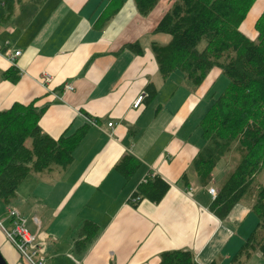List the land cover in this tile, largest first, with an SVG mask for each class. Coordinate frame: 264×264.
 Instances as JSON below:
<instances>
[{"label": "crops", "instance_id": "crops-1", "mask_svg": "<svg viewBox=\"0 0 264 264\" xmlns=\"http://www.w3.org/2000/svg\"><path fill=\"white\" fill-rule=\"evenodd\" d=\"M176 1L160 0L144 17L134 0H18L8 17L0 0V112L32 104L43 110L39 126L50 138L84 132L67 169L28 176L1 212L8 231L9 210L18 213L49 264H160L163 253L176 250L192 252L198 264H228L253 232V201L217 218L193 169L205 146L200 123L228 85L215 92L223 72L212 69L194 89L180 72L164 78L153 56V43L171 42L155 30ZM263 12L264 0H257L241 26L252 40ZM132 43L143 53L126 48ZM12 68L21 73L16 82L4 75ZM45 73L51 83H43ZM126 155L140 162L130 179L116 169ZM155 176L170 185L164 198L134 207L135 191ZM85 221L100 231L79 250ZM4 238L6 262L23 264Z\"/></svg>", "mask_w": 264, "mask_h": 264}, {"label": "trees", "instance_id": "trees-1", "mask_svg": "<svg viewBox=\"0 0 264 264\" xmlns=\"http://www.w3.org/2000/svg\"><path fill=\"white\" fill-rule=\"evenodd\" d=\"M18 0H3L7 16L13 14ZM160 0H134L141 16L149 15ZM257 0H177L159 22L155 32L170 36L167 45L152 44L159 71L164 78L175 72L184 75L196 89L212 69L218 68L228 79L225 90L215 100L200 123L205 146L193 162L198 181L204 188L220 162L233 151L240 163L220 184V191L210 211L226 219L242 201H253L257 228L245 241L233 264H243L259 254L264 264V186L253 195V176L264 164V12L257 19V37L252 40L242 31ZM132 53H143L141 46L128 45ZM16 82L15 68L4 74ZM150 95L155 91L149 90ZM43 110L34 105L15 104L0 112V201L9 206L17 197L22 182L31 175H41L55 168L67 169L84 132L54 140L39 126ZM140 167L131 155L124 156L116 169L130 179ZM187 177L185 176V179ZM170 185L160 177L148 178L135 191L131 203L142 200L159 203ZM84 240L76 243L84 249L99 234V226L85 221ZM23 264H26L21 258ZM160 264H198L192 252L176 250L161 255Z\"/></svg>", "mask_w": 264, "mask_h": 264}, {"label": "built area", "instance_id": "built-area-1", "mask_svg": "<svg viewBox=\"0 0 264 264\" xmlns=\"http://www.w3.org/2000/svg\"><path fill=\"white\" fill-rule=\"evenodd\" d=\"M20 52H16L11 56V61L16 60L20 56ZM20 73V72H19ZM21 75V73H20ZM43 83H51V75L45 73L42 77ZM66 91H72V85L65 86ZM142 101V97L136 102V107ZM94 124V123H93ZM113 124L109 123V127H112ZM209 195L215 200L218 196V192L215 188L208 189ZM9 216L12 219L13 228L8 231L3 229L8 240L12 245L17 249L21 257L23 258L26 264H49L45 257V252L42 244L38 241V237L33 235L29 229L21 222L19 215L16 211L9 210Z\"/></svg>", "mask_w": 264, "mask_h": 264}, {"label": "rangeland", "instance_id": "rangeland-1", "mask_svg": "<svg viewBox=\"0 0 264 264\" xmlns=\"http://www.w3.org/2000/svg\"><path fill=\"white\" fill-rule=\"evenodd\" d=\"M259 9V8H258ZM260 13H258V10L253 11V13L250 15L249 18V22H251L252 24L254 23V21L256 20V18L259 16ZM247 20V19H246ZM245 20V21H246ZM256 24V23H255ZM255 29V25L253 27ZM256 29H255V33H256ZM247 34V33H246ZM250 34V33H249ZM247 36H249L247 34ZM223 80H221V83H219L218 88L216 89L215 92H221L227 85V82L229 83L228 79L223 76L222 78ZM240 155L233 151L232 153H230L228 156H226L225 158H223V160L220 162V164L217 166L216 170L214 171L213 175H212V179L210 184L207 186L208 189L209 188H215L218 192L219 195V191H220V184L221 182L231 173H233L235 171V169L237 168V166L240 163ZM253 195H254V199L257 198L258 192L260 190V188H262L264 186V164L261 165V167L258 168V173H255V175L253 176ZM6 211V207L5 205L0 201V218H2L1 216V212ZM254 217V216H253ZM2 219H5L4 217ZM256 219V225L253 229V231L257 228V224H258V219L257 217L254 218ZM5 228L8 227V223L5 222ZM4 235L5 232L3 231L2 227H0V238L4 241ZM7 237V236H6ZM8 239V238H7ZM16 249V248H15ZM17 250V249H16ZM19 253V252H18ZM20 255V254H19ZM236 256V255H235ZM234 256V257H235ZM233 257V259H234ZM20 258L21 255H20ZM233 259L231 260V262L233 261ZM231 262H229L228 264H231ZM263 259L259 254H254L250 260L244 262L243 264H262Z\"/></svg>", "mask_w": 264, "mask_h": 264}, {"label": "water", "instance_id": "water-1", "mask_svg": "<svg viewBox=\"0 0 264 264\" xmlns=\"http://www.w3.org/2000/svg\"><path fill=\"white\" fill-rule=\"evenodd\" d=\"M0 264H8L1 251H0Z\"/></svg>", "mask_w": 264, "mask_h": 264}]
</instances>
